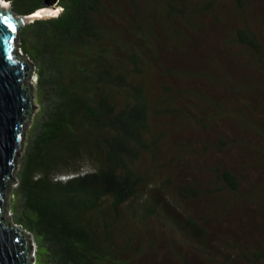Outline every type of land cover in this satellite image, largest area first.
<instances>
[{
	"label": "trees",
	"instance_id": "16d2710c",
	"mask_svg": "<svg viewBox=\"0 0 264 264\" xmlns=\"http://www.w3.org/2000/svg\"><path fill=\"white\" fill-rule=\"evenodd\" d=\"M7 1L16 14L30 15L46 0ZM53 1L62 8L56 16L34 17L18 31L21 51L35 65L40 97L15 173L12 220L34 237L36 264H136L153 253L146 225L151 218L170 219L179 238L191 235L202 252L200 259L208 264H239L240 259L264 264V237L246 240L234 233L236 224H230L233 234L216 238L217 245L210 239L208 227L223 223L234 207L218 194L239 192L238 176L222 162L212 166L205 188L198 189L193 179L177 186L183 198L196 199V212L183 217L168 197L157 194L172 184L165 172L179 167L175 153L166 158L167 152L160 151L166 135L154 129V114L185 113V107L175 104L180 96L171 90L162 100L152 99L146 84L137 80L149 65L147 35L154 34L153 24L136 26L146 39L145 48L125 41L115 25L119 16L106 3L119 0ZM170 7L168 15L176 12ZM238 37L260 50L248 28L240 29ZM249 88L237 86L243 93ZM205 99L196 108L207 112L208 119L232 111L227 103ZM207 106L212 107L205 110ZM235 114L242 125L259 128L255 120ZM259 134L264 138V132ZM218 140L228 145V139ZM241 143L255 155L253 167H264V148ZM136 197L130 222H123L122 204ZM245 199L257 213L264 211V188L252 184ZM173 212L178 216H168ZM134 221L138 227L130 225ZM181 258L179 252L175 263L200 264Z\"/></svg>",
	"mask_w": 264,
	"mask_h": 264
},
{
	"label": "rangeland",
	"instance_id": "374dc122",
	"mask_svg": "<svg viewBox=\"0 0 264 264\" xmlns=\"http://www.w3.org/2000/svg\"><path fill=\"white\" fill-rule=\"evenodd\" d=\"M5 1L10 7L9 1ZM52 2L44 1L45 10L49 11L42 15L56 16L62 10L58 4L55 5L56 2ZM170 4L176 7L172 15H168ZM106 6L119 16L115 25L122 29L125 41L139 42L144 47L146 39L136 26L141 22L153 24L154 34L147 35L151 45L147 48L145 45V57L149 65L143 66L144 74H139L137 80L146 84L152 99L162 100L171 90L180 96L175 95L178 102L175 104L185 107V113L154 114V129L166 135L159 145L160 151L167 152L166 158L175 153L179 167V170L174 168L165 172L164 177H169L172 184L164 185V190H156L157 194L168 197L169 204L179 210L183 217L186 213L196 212V199L183 198L177 186L188 184L193 179L200 186L198 189L205 188L212 179V166L222 162L238 176L239 192L218 194L234 204V207L226 214L223 223L217 221L208 227V233L213 232L210 239L217 245L216 238L227 233L233 234L231 226L234 224V233L246 240L263 239L264 211L257 213L254 209L256 206L248 204L245 197L249 195L252 184L264 188V167H261L263 163H259L258 168L253 167L255 155L249 146L241 142L264 148V138L259 134L264 132V0H119L112 5L106 3ZM179 9L181 12H178ZM243 28H248L255 37L260 50L256 51L239 40L238 31ZM17 39L23 54L18 36ZM35 70L34 65L29 82L33 80L36 108L30 113L31 118L25 126V138L39 108ZM133 80L136 82L135 78ZM246 85L250 88L244 93L237 90V86L243 88ZM204 99L221 101L224 105L227 103L226 108L232 111L220 113L213 120L208 119L207 112L196 108V105H203ZM211 107L207 106L205 110ZM236 112L244 115L243 119L247 122L255 120L260 129L242 125ZM189 113L191 116L187 118ZM221 137L228 139L227 146L219 144L218 138ZM239 138L242 139L240 142L237 140ZM23 145L13 172L16 181L8 198L9 218L16 225L19 224L12 220L13 190L17 183L15 173ZM141 193L138 197H141ZM137 200L136 197L122 204L123 222L126 219L130 222L129 214ZM164 202L162 199L161 205ZM168 216L178 214L173 212ZM251 218L254 220L253 226L249 223ZM165 223L156 218L146 222L148 232H151L149 239L153 253L138 258L136 264H150L154 261L159 264H182L179 260L175 263L179 252L182 258L183 254L188 256L183 259L189 262L199 263L197 260H200V264H208L200 259L202 252L191 235L179 238L172 221L168 219ZM130 225L139 226L135 221ZM29 238L32 243L31 264H36V241L32 234ZM238 261L239 264H250L241 259Z\"/></svg>",
	"mask_w": 264,
	"mask_h": 264
},
{
	"label": "water",
	"instance_id": "95a60500",
	"mask_svg": "<svg viewBox=\"0 0 264 264\" xmlns=\"http://www.w3.org/2000/svg\"><path fill=\"white\" fill-rule=\"evenodd\" d=\"M55 2V1H53ZM52 2V3H53ZM34 17L16 14L0 0V264H31V233L9 218V192L15 183L13 172L25 138V126L36 108L32 76L33 61L21 54L18 31Z\"/></svg>",
	"mask_w": 264,
	"mask_h": 264
},
{
	"label": "bare ground",
	"instance_id": "6f19581e",
	"mask_svg": "<svg viewBox=\"0 0 264 264\" xmlns=\"http://www.w3.org/2000/svg\"><path fill=\"white\" fill-rule=\"evenodd\" d=\"M2 2H4V3H6V1L5 0H1ZM45 9H47V8H44V7H42V8H40V9H38V10H36L37 11V13L35 12L34 14H37V15H42V13H45V11L47 12V11H49V10H45ZM53 9V8H52ZM51 9V10H52ZM31 83H33V80L31 81Z\"/></svg>",
	"mask_w": 264,
	"mask_h": 264
}]
</instances>
